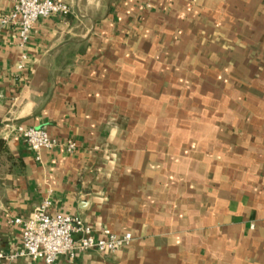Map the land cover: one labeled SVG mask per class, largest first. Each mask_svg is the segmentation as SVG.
<instances>
[{
    "label": "crops",
    "instance_id": "0c3cea01",
    "mask_svg": "<svg viewBox=\"0 0 264 264\" xmlns=\"http://www.w3.org/2000/svg\"><path fill=\"white\" fill-rule=\"evenodd\" d=\"M58 1L0 29V264H43L8 256L44 199L131 236L54 264H264V0Z\"/></svg>",
    "mask_w": 264,
    "mask_h": 264
},
{
    "label": "built area",
    "instance_id": "2783aa9c",
    "mask_svg": "<svg viewBox=\"0 0 264 264\" xmlns=\"http://www.w3.org/2000/svg\"><path fill=\"white\" fill-rule=\"evenodd\" d=\"M68 12V6L58 0H17L11 11L0 15V29L14 27L19 44L23 46L27 43L36 21L53 14L65 15ZM24 58L22 55V59ZM17 68L23 69L22 60ZM15 132L34 152L37 161L42 150L63 148L69 153L77 150L74 141H61L51 137L42 128L17 125ZM51 204V200L44 199L26 219H11L12 223L20 225L21 235L20 249L9 255V259L26 256L43 264H54L60 255L73 258L79 252L90 250L101 254L114 253L125 247L131 239L129 233L118 235L104 228L95 231L78 216L50 214L47 209Z\"/></svg>",
    "mask_w": 264,
    "mask_h": 264
},
{
    "label": "trees",
    "instance_id": "16d2710c",
    "mask_svg": "<svg viewBox=\"0 0 264 264\" xmlns=\"http://www.w3.org/2000/svg\"><path fill=\"white\" fill-rule=\"evenodd\" d=\"M1 148H2V141H0V150H1Z\"/></svg>",
    "mask_w": 264,
    "mask_h": 264
}]
</instances>
